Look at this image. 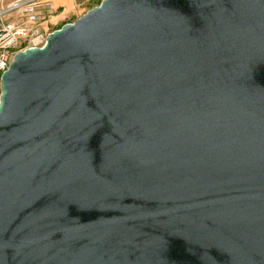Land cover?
Returning <instances> with one entry per match:
<instances>
[{
    "label": "water",
    "instance_id": "95a60500",
    "mask_svg": "<svg viewBox=\"0 0 264 264\" xmlns=\"http://www.w3.org/2000/svg\"><path fill=\"white\" fill-rule=\"evenodd\" d=\"M0 87V264H264V0H102Z\"/></svg>",
    "mask_w": 264,
    "mask_h": 264
},
{
    "label": "rangeland",
    "instance_id": "374dc122",
    "mask_svg": "<svg viewBox=\"0 0 264 264\" xmlns=\"http://www.w3.org/2000/svg\"><path fill=\"white\" fill-rule=\"evenodd\" d=\"M18 1L20 0H0V27L14 22L31 28L30 37L19 47L25 49L34 44L41 46L49 33L66 23L74 22L88 10L98 6L102 0H22L24 4L21 10L13 8ZM29 6H37L36 23L28 20Z\"/></svg>",
    "mask_w": 264,
    "mask_h": 264
},
{
    "label": "built area",
    "instance_id": "2783aa9c",
    "mask_svg": "<svg viewBox=\"0 0 264 264\" xmlns=\"http://www.w3.org/2000/svg\"><path fill=\"white\" fill-rule=\"evenodd\" d=\"M15 4L13 8L21 10L24 2L20 0ZM36 7L37 6H29L28 20L31 23H36L38 21ZM31 31V28L14 22L3 24L0 27V81L2 74L9 68L16 52H18V50H23L22 48L19 49V47L28 40ZM33 46L37 45L34 44Z\"/></svg>",
    "mask_w": 264,
    "mask_h": 264
},
{
    "label": "bare ground",
    "instance_id": "6f19581e",
    "mask_svg": "<svg viewBox=\"0 0 264 264\" xmlns=\"http://www.w3.org/2000/svg\"><path fill=\"white\" fill-rule=\"evenodd\" d=\"M14 5H16V4H14Z\"/></svg>",
    "mask_w": 264,
    "mask_h": 264
}]
</instances>
